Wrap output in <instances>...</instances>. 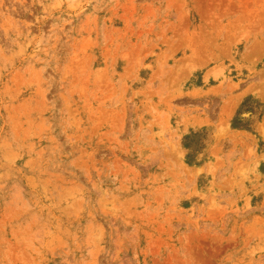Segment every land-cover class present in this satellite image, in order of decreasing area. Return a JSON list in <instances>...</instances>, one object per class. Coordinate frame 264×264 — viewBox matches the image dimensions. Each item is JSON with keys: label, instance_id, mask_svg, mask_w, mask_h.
<instances>
[{"label": "rangeland", "instance_id": "374dc122", "mask_svg": "<svg viewBox=\"0 0 264 264\" xmlns=\"http://www.w3.org/2000/svg\"><path fill=\"white\" fill-rule=\"evenodd\" d=\"M0 264H264V0H0Z\"/></svg>", "mask_w": 264, "mask_h": 264}]
</instances>
